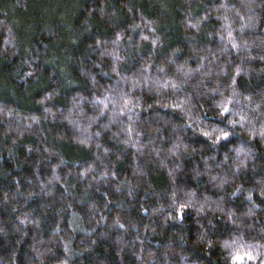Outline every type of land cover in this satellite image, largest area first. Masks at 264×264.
Instances as JSON below:
<instances>
[{"label": "trees", "instance_id": "16d2710c", "mask_svg": "<svg viewBox=\"0 0 264 264\" xmlns=\"http://www.w3.org/2000/svg\"><path fill=\"white\" fill-rule=\"evenodd\" d=\"M0 264H264V0H0Z\"/></svg>", "mask_w": 264, "mask_h": 264}, {"label": "snow or ice", "instance_id": "6c2138e0", "mask_svg": "<svg viewBox=\"0 0 264 264\" xmlns=\"http://www.w3.org/2000/svg\"><path fill=\"white\" fill-rule=\"evenodd\" d=\"M225 135H227V133H225Z\"/></svg>", "mask_w": 264, "mask_h": 264}]
</instances>
